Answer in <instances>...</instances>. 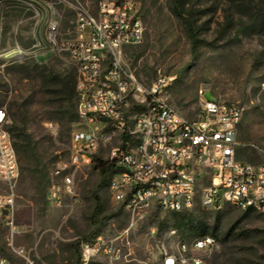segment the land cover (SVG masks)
I'll return each mask as SVG.
<instances>
[{
    "label": "rangeland",
    "instance_id": "374dc122",
    "mask_svg": "<svg viewBox=\"0 0 264 264\" xmlns=\"http://www.w3.org/2000/svg\"><path fill=\"white\" fill-rule=\"evenodd\" d=\"M0 0V107L26 123L31 141L18 146L20 171L13 183L16 193L14 224L0 225V249L12 255L16 247L30 251L37 264H81L76 243L93 236L96 195L104 218L100 233L109 237L129 229L133 254L121 264H163V243L175 251L180 242L190 245L198 223L216 228V247L197 253L202 264H264V212L234 207L210 210L197 200L182 215L192 219V231L177 226L174 212L154 208L134 218L115 203L109 179L97 190L101 176L94 164L75 169L70 164L73 131L80 128L75 109L45 94L43 82L57 74L70 75L75 64L65 52L52 49L48 23L60 18L63 36L72 35L78 3L94 10L101 0ZM120 1V0H110ZM146 24L144 40L124 49V61L137 77L150 82L160 74L174 76L171 103L195 119L201 109L200 90L208 98L244 107L238 128L239 158L264 160V0H185L200 42L195 51L187 27L171 7L173 0H134ZM23 123L18 122V126ZM114 139L100 147L95 158L111 159ZM65 168L75 180V195L62 206L47 201L54 171ZM9 187L0 185V191ZM155 225L159 234L149 239ZM173 233H168L170 230ZM211 235V234H209ZM227 235V236H226ZM92 264H106L95 260Z\"/></svg>",
    "mask_w": 264,
    "mask_h": 264
},
{
    "label": "built area",
    "instance_id": "2783aa9c",
    "mask_svg": "<svg viewBox=\"0 0 264 264\" xmlns=\"http://www.w3.org/2000/svg\"><path fill=\"white\" fill-rule=\"evenodd\" d=\"M17 1L33 5L32 0ZM74 9L72 35H62L60 18L49 21L47 32L51 48L67 53L77 68L80 128L71 136V166L93 165L94 153L117 139L110 152L118 170L109 179V191L132 218L154 208L182 212L197 200L210 210L234 207L264 212V160L252 163L239 158L238 128L244 107L208 98L201 89L199 115L190 119L171 103L174 76L140 80L124 61V49L141 43L145 36L138 2L101 0L94 10L81 3ZM8 124V114L0 107V185L9 187L0 191V225L5 226L14 224L13 183L20 171ZM75 194L73 174L58 167L47 190L48 203L62 206ZM128 230L112 237L99 233L82 241L80 263L129 260L134 251ZM158 234L155 225L149 227V239ZM216 245V239L206 234L193 238L190 245L180 242L175 251L162 243L159 252L163 264H202L197 253H208ZM0 264L37 262L20 246L12 255L0 249Z\"/></svg>",
    "mask_w": 264,
    "mask_h": 264
},
{
    "label": "trees",
    "instance_id": "16d2710c",
    "mask_svg": "<svg viewBox=\"0 0 264 264\" xmlns=\"http://www.w3.org/2000/svg\"><path fill=\"white\" fill-rule=\"evenodd\" d=\"M172 12L178 16L180 19H182L187 27L188 35L191 39L192 49L193 51L196 50L198 43L200 42L197 29L194 25V22L192 18L189 16L188 11L186 9V2L185 0H173V5L171 7ZM43 86L50 88L49 90L45 91V94H48L49 96H54L58 99L60 102V106L64 105V102H68L76 112V117L78 120L77 115V68L75 66V72L70 75H63V74H57L53 79L47 80L43 82ZM13 121L11 124L7 125V129L9 130L13 140L14 145L18 154V146L20 147L22 143L28 146L27 144L31 141V135L27 133L26 131V123L16 117V114L12 116ZM18 122L23 123L22 126H18ZM94 167L100 172L101 179L99 183L97 184V190L102 187V185L110 179L111 175L117 171V167L115 164V161L112 159H102V158H95ZM96 208L93 214V221L95 223V230L92 232L93 236H96L100 233V228L103 225L104 218H98L99 213L101 211V203H100V197L96 195ZM251 211V210H246ZM176 216L178 217L177 226L179 228L184 229L186 232H190L193 230V226L191 225L192 219L189 216L182 215L181 212H174ZM196 229L198 230V235H206L211 234L212 236L216 235V228H214L212 231H208V228L203 226L202 224L198 223ZM196 236V237H197ZM227 236V235H226ZM91 237V238H92ZM91 238H86L84 240H89ZM80 242L76 243V248L80 252Z\"/></svg>",
    "mask_w": 264,
    "mask_h": 264
}]
</instances>
